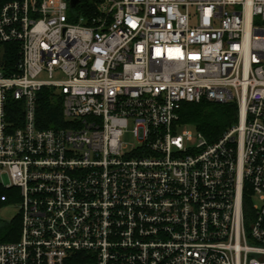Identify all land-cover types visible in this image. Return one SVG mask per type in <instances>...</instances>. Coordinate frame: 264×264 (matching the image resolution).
<instances>
[{
  "label": "built area",
  "instance_id": "2783aa9c",
  "mask_svg": "<svg viewBox=\"0 0 264 264\" xmlns=\"http://www.w3.org/2000/svg\"><path fill=\"white\" fill-rule=\"evenodd\" d=\"M202 101L239 107L214 143L176 125ZM0 174V264H264V0L0 4Z\"/></svg>",
  "mask_w": 264,
  "mask_h": 264
},
{
  "label": "trees",
  "instance_id": "16d2710c",
  "mask_svg": "<svg viewBox=\"0 0 264 264\" xmlns=\"http://www.w3.org/2000/svg\"><path fill=\"white\" fill-rule=\"evenodd\" d=\"M12 0H0V4ZM4 59L7 65H12L18 60V45L8 43L3 45ZM239 121V107L236 102L216 103L202 101L200 103H186L180 112V119L176 125L182 127H193L201 133L208 142L214 143L219 140L225 132L235 126ZM37 123L40 129H62L67 128L68 122L63 113V98L53 88H43L38 93ZM19 192L14 189L0 187V209L9 203L11 199L3 202V196L11 197ZM21 217L18 214L12 221L0 222V242H16L20 237Z\"/></svg>",
  "mask_w": 264,
  "mask_h": 264
},
{
  "label": "rangeland",
  "instance_id": "374dc122",
  "mask_svg": "<svg viewBox=\"0 0 264 264\" xmlns=\"http://www.w3.org/2000/svg\"><path fill=\"white\" fill-rule=\"evenodd\" d=\"M57 79H59L60 77L57 76ZM47 77L46 75H42L40 77V80H46ZM181 131H190L192 133V135L194 137L197 136V131L196 129H194L193 127H182L180 128ZM125 140L129 143L133 142V136L132 135H127ZM4 181L5 183H9L7 174H0V182ZM20 211V204L16 201V202H11L7 205H4L1 209H0V222L2 223H6V222H10L12 221L18 214Z\"/></svg>",
  "mask_w": 264,
  "mask_h": 264
},
{
  "label": "water",
  "instance_id": "95a60500",
  "mask_svg": "<svg viewBox=\"0 0 264 264\" xmlns=\"http://www.w3.org/2000/svg\"><path fill=\"white\" fill-rule=\"evenodd\" d=\"M78 0H73V5L77 4Z\"/></svg>",
  "mask_w": 264,
  "mask_h": 264
},
{
  "label": "bare ground",
  "instance_id": "6f19581e",
  "mask_svg": "<svg viewBox=\"0 0 264 264\" xmlns=\"http://www.w3.org/2000/svg\"><path fill=\"white\" fill-rule=\"evenodd\" d=\"M245 111L243 110V115H244Z\"/></svg>",
  "mask_w": 264,
  "mask_h": 264
}]
</instances>
